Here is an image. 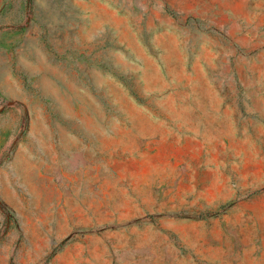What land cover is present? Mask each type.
<instances>
[{
    "label": "rangeland",
    "instance_id": "374dc122",
    "mask_svg": "<svg viewBox=\"0 0 264 264\" xmlns=\"http://www.w3.org/2000/svg\"><path fill=\"white\" fill-rule=\"evenodd\" d=\"M0 264H264V0H0Z\"/></svg>",
    "mask_w": 264,
    "mask_h": 264
}]
</instances>
